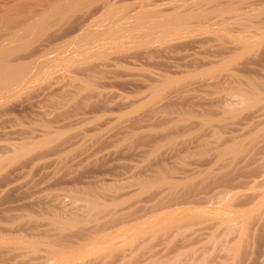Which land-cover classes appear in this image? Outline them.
<instances>
[{"label": "rangeland", "instance_id": "obj_1", "mask_svg": "<svg viewBox=\"0 0 264 264\" xmlns=\"http://www.w3.org/2000/svg\"><path fill=\"white\" fill-rule=\"evenodd\" d=\"M64 2L63 20L10 44L12 64L76 41L98 15L100 0ZM200 7L210 1L117 0L95 51L68 42L0 95V264H264V100L231 92L264 80V38L241 53L227 37L238 26ZM148 10L191 26L155 29ZM231 70L240 84L222 79Z\"/></svg>", "mask_w": 264, "mask_h": 264}, {"label": "bare ground", "instance_id": "obj_2", "mask_svg": "<svg viewBox=\"0 0 264 264\" xmlns=\"http://www.w3.org/2000/svg\"><path fill=\"white\" fill-rule=\"evenodd\" d=\"M11 1H14V0H0V95H3L4 93L10 92L12 89H15L13 87L15 85H17V83H20L19 81H22L23 78L25 79L27 77L26 75H28L33 69L38 68V69H36L37 73L35 72L37 75L39 73L38 71L43 72L42 70H44V67H47V64L49 62V61H47V58H45V57L46 56L52 57L51 56L52 54L54 55V53L57 52L58 50L59 51L60 50L62 51V49H64V47H63L64 44H68V42H72V41H66V43L65 42L63 43V42H58V41H51V42H49V44H48V46L46 48H43V50L39 51V53L35 56V60L33 62L27 63V64L22 65V66L12 64L14 62L13 59H9L5 55V52H9V50L11 49L10 44L13 43V42H16V41H19V40L28 38L33 33V31H35L37 29H43L47 25L48 21L50 20V18L52 16L58 15L55 19L63 20L66 17V15H67L68 8H69L70 5L68 4V2H64V4H58L57 6H55L54 3H55L56 0H41L40 4H38L36 7L24 8V7L16 6L15 4L12 5V6H8L9 2H11ZM75 1L76 0H70V2H73V3ZM209 1H210V8H201L200 7L196 11V13H197V15L199 17H201L203 19L205 18L206 20H208L211 17V19L212 18L215 19L214 22L212 21L213 24L215 22H217L218 20L219 21H222V22H225L226 20H228V22L229 21L232 22V23H230V22L228 23V24H230V26H231V24H234V25L238 26L239 30H236L235 29V32L237 31V34L235 35V33L233 32L234 35L232 33V36L231 35L229 36V34H228L229 30H228V32L226 31L228 29V27H227V29L226 28L223 29V30L221 29L223 32L226 31L224 34L225 35L228 34L227 37H229L231 39L230 42H233L234 41L233 42V43H235L234 45L236 47H238V50L236 49L237 51H240V48H241L242 49L241 50V53H242V51L245 52V50H243V49H249V48H251V46H252V49L255 48V47H258V45H256V44L254 45V43L255 42H258V41H260L261 39L264 38V4H262V5L256 4L254 0H209ZM262 3H263V1H262ZM256 5H258V6H256ZM98 6H99L97 8V14L98 15L97 16H92L89 19H87L86 20V24H84V26H82L81 28H79V33L77 34V36L80 37V38H78V39L76 38L78 40V42H79V44H77V45H80V42H83V44L85 46L82 43H81V45H83L84 47H86V45H87V48H93L95 46L96 47L99 46L97 43L93 42V41L97 40V39H95V37L97 36L96 38H98V36L100 34V32L98 33V29H97L98 28V24L95 25L96 23H98L97 20L101 18V17L98 18V16L100 15L102 17H106V15H108L109 17L107 16L106 18H108V19L111 20V17H110L111 13H113V12L115 13L117 11V9L115 8L117 6V0H100V3H99ZM124 11L122 13L125 14V12L127 10L125 12ZM153 11L158 14V11L157 12H156V10H153ZM127 12H126V14L129 15V12L128 13ZM152 12L149 13V10H148V13L145 12V16H143L141 18L147 19L148 16H150V15L153 16V14H155V13L152 14ZM176 12H178V11H176ZM114 13H113V15H115ZM157 14L154 15L152 17V19L154 17L158 16ZM173 14H176V13H173ZM130 16H129V18H131ZM115 17L113 16V18H115ZM123 17H125V16H122V18ZM159 17H161V19L159 18L160 20L157 21V18L158 17L154 18V20L156 19L155 24H153L154 23L153 22L152 23L153 25H151V26H154L155 29H156V27H160L161 28V26H163V25H164V27H166L165 25H167V26L169 25L171 27V24L173 22L177 21V20H180L181 21L182 26H183V23H187L183 27H185L186 25H188L186 27L191 26V25L188 24L189 22L186 19H183L180 16V14L174 15V16H167L166 18H164L165 21H164V19L162 20V18H163L162 16H159ZM119 18H120V15H119ZM103 19L105 20V18H103ZM115 19H117V17ZM115 19L114 20L113 19L111 20L112 21V24L115 22ZM126 19L128 20V18H126ZM143 19H141V20H143ZM118 20L120 22V19H118ZM149 20H150V18H149ZM111 21H109L108 23H110ZM102 22L103 21L101 20V24H102ZM123 22H125V20ZM146 22H148V21H146ZM226 23H227V21H226ZM218 24H217V27L222 26L220 24L218 26ZM94 25L97 28H94ZM106 26H105V29H106ZM209 26H211V25H209ZM213 26L214 25H212L211 27H213ZM223 26L225 27V25H223ZM224 27H222V28H224ZM232 27L233 26H231V30L234 28V27L233 28ZM101 28L104 29L103 27H101ZM107 28H109V27L107 26ZM149 28L151 29V27H149ZM216 28L215 29L212 28V30L216 31L218 29V28L217 29ZM102 29H100V30H102ZM110 29L111 28H109V30ZM106 30H108V29H106ZM106 30L105 31H102L101 33H105ZM115 30H118V28L115 29ZM112 31H113V29H112ZM151 31H152V29L149 31V34H151L153 32V31L152 32ZM249 31L250 32L252 31L251 34H249ZM107 32H111V30L110 31H107ZM116 32H114V34H116ZM158 32L161 33V31H158ZM168 32H170V30ZM163 33H165V32H162V34ZM114 34H113V36L116 37ZM152 34H154V33H152ZM168 34H170V33H168ZM224 34L222 35L223 37H224ZM230 34H231V32H230ZM103 35L106 36L107 33H105ZM110 35H112V34H110ZM116 35H118V34H116ZM216 35H217V38H219L221 36V35L218 36L219 35V32L215 34V38H216ZM93 36H94V39L95 40H92V37ZM101 36H102V34H100V37ZM108 36H109V34H108ZM113 36H111L112 38L110 36L109 37H106V38L114 39ZM100 37H99V39H102L103 38V37L102 38H100ZM118 37H116V39H119ZM99 39H98V41H99ZM110 40H108V41H110ZM76 41L74 42V44H76ZM104 41H103V44L100 43L101 44L100 45L101 47L106 45L104 43ZM112 41H114V43H115L116 40H112ZM74 44H72V45H74ZM92 45H94V46H92ZM68 46H69V44H68ZM83 46H81V47H83ZM227 47H229V45ZM66 48H67V46H65V49ZM81 49L83 51L85 50L83 48H81ZM81 49L79 48V50H81ZM82 50H81V52H83ZM61 51H60V54H61ZM63 51H62V53H64ZM94 51H95V49H94ZM235 53H237V52H235ZM230 57H229V60L231 59ZM233 58H232V60H230L231 62L233 61ZM213 59H214V57H213ZM225 59H227V57ZM225 61H226L225 63L228 62L227 60H225ZM228 64H230V63H227V65ZM231 64L233 65V63H231ZM224 66H226V65H224ZM231 66L230 67H227V68L230 69ZM227 68L225 67L226 72L228 70ZM232 71H234V70H231V72ZM219 73H221V72H219ZM233 73L234 72H232V73L229 74V72H228L229 75L226 76V74H225V77L222 78V79H225V78L226 79H230L231 81H233V83H234V81H236V82H238V84H240L239 83L240 80L238 81V75L239 74L237 73L238 74L237 75L236 72H235V74L237 75V77H236L235 74L233 75ZM35 75H32V76L36 77ZM217 76L219 77L221 75L219 74ZM217 76H216V78L218 79ZM263 77H261V78H263ZM212 78H214V76ZM244 78H247V81H246L247 83L250 82L247 85L249 88L247 86H242L241 89H239V87H240L239 86V87H237L238 89H234V88H236V86H238V85H235L234 84L233 89L231 90V92L233 91V95L235 94L236 97H238L239 100L245 101V102H249L251 100H262V99L264 100V80L261 79L263 82L262 81L260 82V78L259 79L257 78L259 80V83H258V82H256L257 81L256 79H255V82L254 81H248V80H254L255 77H253L252 79H249L248 76H246V77H243V80H244ZM27 79H28V77L26 78V80ZM31 79H32V77H31ZM239 79H241V76H240ZM32 80H34V79H32ZM219 80H220V78H219ZM23 82L25 83L24 80H23ZM225 82H226V80H225ZM247 83H243L242 82V84H245V85ZM25 84H27V82ZM244 87L245 88L247 87V89H249V90H247V89L245 90ZM230 88H232V87L230 86L229 89ZM159 91H160V89H159ZM155 93L157 94L156 91H155ZM158 94L160 95V93H158ZM4 96L5 95H3L2 97L4 98ZM230 112L231 111L229 109H225V111H224V113H226V114H229ZM23 146H25V145H23ZM91 207H92V209H94V208L96 209V207H94V206H91ZM94 210H92V211H94Z\"/></svg>", "mask_w": 264, "mask_h": 264}]
</instances>
